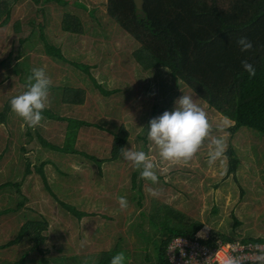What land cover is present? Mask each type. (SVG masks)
<instances>
[{"label":"rangeland","instance_id":"1","mask_svg":"<svg viewBox=\"0 0 264 264\" xmlns=\"http://www.w3.org/2000/svg\"><path fill=\"white\" fill-rule=\"evenodd\" d=\"M77 1L84 8L71 2L65 5L49 3L46 20L34 16L33 2L28 6L20 3L15 6L10 22L0 26V112L10 96L24 91V82L13 75V65L19 63L24 81L32 68L43 67L52 80L47 108L56 116L91 123L79 127L74 146L85 154L96 156L101 164L90 161L83 154H61L54 158L36 142V137L42 135L61 143L66 121L43 114L45 118L41 125L29 128L31 138H27L22 119L9 110L7 122L0 124V184L10 177L14 164L18 166L14 176L18 174L17 180L21 178L24 169L22 153L32 162V171L18 186L21 193H26L28 201L18 210L0 214V244L16 238L23 225L41 219L47 223L43 230L47 235L44 246H66V255L76 254L90 259L92 264L102 251L115 247L119 238L122 241L118 246L134 254L139 245L136 235L139 231L144 245L153 246V251L148 249L149 253L144 249V253L147 252L144 258L150 255L149 259L153 261L154 246L169 228L168 220H161L165 219L162 215L158 220L152 218L157 206L162 214H170L177 221L191 219L201 222L197 236L211 238L224 234L234 238L228 241L233 248H241L243 238H264V137L254 131L243 127L230 134L227 129V149L232 147L239 165L235 172L227 173L229 163L226 156L227 171L222 176L220 161L215 165L207 163V140L187 165L175 166L166 174L158 172L159 183L155 185L137 177L133 186L131 164L121 155L118 159H107L113 133L119 127H124L128 133L124 148H146L150 156L156 155L154 145L140 137L145 132L147 119L158 116L166 104L169 108L162 112L171 111L174 101L183 94L193 95L214 126L227 118L199 99L186 84L176 82L165 68L143 69L133 56L139 42L108 19L107 0ZM68 14L70 20L79 22L80 33L63 29ZM17 18L22 25L18 35L22 38L29 35V45L28 42L17 44L13 40ZM47 44L59 48L64 58L48 53ZM72 61L88 65V73ZM90 76L109 93L98 90ZM77 93L82 96L81 104L64 100L74 98ZM39 151L42 157L63 163L58 168L66 172L60 175L54 165L46 164L43 171L49 188L33 166ZM30 177L28 191L25 184ZM149 187L156 189L158 195H150ZM15 192H0V210L15 206ZM119 196L127 197V209L119 208ZM63 204L73 205L85 215L77 219ZM143 209L147 212L140 213ZM30 244L24 240L0 248V264L4 259H17V254ZM46 256L54 257V254L51 252ZM53 260L51 258L49 264H53ZM142 264L149 262L146 259Z\"/></svg>","mask_w":264,"mask_h":264},{"label":"trees","instance_id":"2","mask_svg":"<svg viewBox=\"0 0 264 264\" xmlns=\"http://www.w3.org/2000/svg\"><path fill=\"white\" fill-rule=\"evenodd\" d=\"M30 2L35 4L34 16H39L43 20H46L45 15L49 3L65 5L71 2L84 8L83 4L78 3L77 0H0V26L7 25L10 22L11 14L17 4L25 3L28 6ZM107 6L108 19L119 25L135 41L139 42L133 56L143 69L165 68L176 82L186 84L199 99L205 101L210 108L215 109L232 122V126L228 128L230 134H235L246 127L247 130L254 131L258 136L264 137V0H145L144 17L135 13L133 0H107ZM70 16L68 14L64 19L63 29L67 32L80 33L82 27L79 22L70 20ZM32 21L34 20L32 19ZM21 26V22L17 18L13 27V40L17 44L29 40V35L23 38L18 35L22 31ZM241 36H246L253 42V52H240L236 45V39ZM29 43L31 41L27 44L29 45ZM45 48L48 53L55 57L64 58L59 48L48 44ZM245 57L250 58V62L254 64L256 68L255 76L250 77L243 70L240 61ZM72 62L76 67L88 73V65L77 61ZM12 72L25 85L19 63L16 62L13 65ZM90 78L98 90L109 93L92 76ZM11 98L12 96L7 99L3 110L0 112V124L7 122ZM64 100L71 104H81L83 102L82 96L78 93L74 98ZM167 107L169 108V105L166 104L165 107L161 108L158 116ZM43 114L67 122L64 139L61 143H55L53 140L37 133L36 142L45 151L51 152L54 158L60 157L61 154H83L90 161L98 165L101 164L96 156L85 154L74 146L79 127L88 126L91 123L75 118L56 116L49 108H46ZM150 119H147V123ZM127 135V130L124 127H119L113 133L108 160L118 159L121 155L120 148H124L127 143ZM26 137L31 138L29 128H27ZM140 137L145 142L147 141L146 129ZM20 149L25 150L24 147ZM143 150L146 151V148ZM23 154L21 157L24 159V169L21 172V178L17 180L19 178L18 174L14 176L17 172L15 168L18 167L14 164L10 177L0 184V192L16 191L14 193L15 206L2 208L0 214L10 210H18L28 201L26 193H21L18 190V186L27 179V175L32 171V162L28 156H23ZM226 156L229 163L227 173L235 172L239 165V158L231 146L227 149ZM35 157L36 162L33 166L47 188L50 186L47 184L43 171L46 164L54 165L60 175L66 173L58 168L61 164L59 160L44 158L41 156L40 151ZM131 175L133 186H135V179L139 177V171H133ZM30 181L31 177L25 184L28 191L31 188ZM63 205L77 219H81L85 215V212L77 210L73 205ZM143 212L146 213L147 211L144 209L140 211V213ZM159 216L165 218L161 219L162 221L167 222L168 220L169 228L154 246L155 259L153 261L149 259L151 258L150 255L144 258V254L149 253L148 249L153 251V246L151 244L144 245L139 231H136L139 245L136 247L134 254L129 249L118 246V242L122 241V238H119L115 247L102 251L98 259L92 264H110L111 257L119 252L125 254V264H142L146 259L149 264H169L165 250L172 237L176 235L193 237L202 227V223L191 219L177 221L170 214H162L158 206L154 207L152 218L158 220ZM46 224L41 219L40 221L36 220V222L30 221L20 228L16 238L0 244V248H6L24 240L31 243L27 249L17 254V259H4L2 263L49 264V260L52 258V260L54 259L53 264H91L90 259H83L76 254H64L68 250L66 246H56L57 244H52L51 247L44 246L47 241V235L43 234ZM217 238L225 241L234 239L222 234L201 241L213 245ZM241 241L261 243L264 242V238L247 237ZM144 249L147 251L146 253H144ZM50 251L53 252L54 257L46 256L47 253H51ZM32 253L35 255L32 256ZM35 256L37 257L33 258ZM130 257L131 260H129Z\"/></svg>","mask_w":264,"mask_h":264},{"label":"clouds","instance_id":"3","mask_svg":"<svg viewBox=\"0 0 264 264\" xmlns=\"http://www.w3.org/2000/svg\"><path fill=\"white\" fill-rule=\"evenodd\" d=\"M236 45L241 53H251L254 45L246 36L236 39ZM241 66L250 77L255 76L256 68L250 58L240 61ZM51 78L43 67L32 68L25 79V90L13 96L10 110L23 121L24 127L35 129L44 120V111L50 105L49 91ZM232 125L227 119L213 125L206 111L194 101L193 95L183 94L174 101L171 111L165 110L161 115L151 118L146 125V137L154 145L156 153L150 156L144 150L120 148L121 157L129 162L134 171H139V178L150 181L153 185L159 183L158 172L168 173L173 167L187 165L199 152L205 141H209L207 163L215 165L218 161L223 165L220 175L227 171V129ZM219 135H213V133ZM152 196L158 191L147 188ZM121 210L128 207L126 196L117 197ZM244 249L233 248L222 258L221 264H264V244L251 246L250 254L245 256ZM125 254L116 253L110 259V264H125Z\"/></svg>","mask_w":264,"mask_h":264},{"label":"built area","instance_id":"4","mask_svg":"<svg viewBox=\"0 0 264 264\" xmlns=\"http://www.w3.org/2000/svg\"><path fill=\"white\" fill-rule=\"evenodd\" d=\"M208 237V236H207ZM202 238L195 233L193 237L183 235L173 236L169 241L165 255L169 264H221L222 258L229 253L233 246L230 243L216 239L213 245L203 243ZM244 249V255L250 254L251 246L255 242H240ZM260 244H264L261 242Z\"/></svg>","mask_w":264,"mask_h":264},{"label":"water","instance_id":"5","mask_svg":"<svg viewBox=\"0 0 264 264\" xmlns=\"http://www.w3.org/2000/svg\"><path fill=\"white\" fill-rule=\"evenodd\" d=\"M144 1L145 0H133L134 6H135V13L139 16H145L144 12Z\"/></svg>","mask_w":264,"mask_h":264}]
</instances>
